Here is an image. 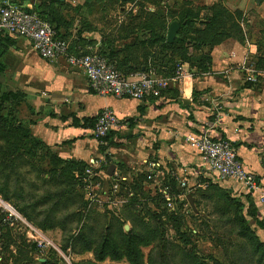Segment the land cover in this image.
Returning <instances> with one entry per match:
<instances>
[{
	"label": "rangeland",
	"instance_id": "374dc122",
	"mask_svg": "<svg viewBox=\"0 0 264 264\" xmlns=\"http://www.w3.org/2000/svg\"><path fill=\"white\" fill-rule=\"evenodd\" d=\"M32 1L29 8L21 5L45 13L73 46L101 52L123 70L139 67L155 45L163 44L158 36L167 37L174 21L177 33L181 27L180 40L160 57L178 53L170 49L188 44L187 37L198 35L194 29L206 28L214 4L226 11L220 31L232 27L229 15L235 11L241 12L239 22L247 16V34L264 28V0ZM185 9L193 12L192 23L186 22ZM20 91L0 85V95L6 96L0 102V195L24 219L6 229L0 246L12 264L41 255L68 264H264V240L253 217L260 219L258 209L247 192L233 193L222 184L232 180L209 172L187 177L179 189L181 182L172 179L158 187L148 169L139 171L138 163L122 166L113 159L116 154L104 153V141L116 142L115 134L98 140L90 159L67 157L61 144L33 134L23 118L29 111ZM25 129L32 139L23 137ZM37 240L50 246L43 253L33 251Z\"/></svg>",
	"mask_w": 264,
	"mask_h": 264
},
{
	"label": "crops",
	"instance_id": "0c3cea01",
	"mask_svg": "<svg viewBox=\"0 0 264 264\" xmlns=\"http://www.w3.org/2000/svg\"><path fill=\"white\" fill-rule=\"evenodd\" d=\"M20 2L28 8L34 4L32 0ZM242 17V42L228 37L198 51L208 54L209 69L190 72L175 90L158 99L97 95L81 69L62 58L44 59L26 40L6 33L0 34V85L21 90V102L28 103L29 111L23 118L32 124L33 134L50 145L61 144L67 157L91 158L100 139L90 137L92 129L79 126L76 120L111 108L122 123L112 133L117 141H104V153L110 158L116 154L113 159L122 166L134 168L138 163L139 171L148 169L158 187L170 179L177 183L202 175L201 159L185 140L188 134L206 129L214 137L229 139L246 169L259 177L260 188L248 194L264 220V51L260 49L264 28L258 35L247 34L243 27L247 16ZM245 22L249 23L248 18ZM86 36L98 38V34ZM184 69L188 70L186 63ZM251 71L256 73V82L246 80ZM69 140L74 143L67 144ZM113 168L110 161L107 172ZM222 182L233 193H246L237 183ZM257 234L264 240V229L257 228ZM11 261L0 254V264Z\"/></svg>",
	"mask_w": 264,
	"mask_h": 264
},
{
	"label": "built area",
	"instance_id": "2783aa9c",
	"mask_svg": "<svg viewBox=\"0 0 264 264\" xmlns=\"http://www.w3.org/2000/svg\"><path fill=\"white\" fill-rule=\"evenodd\" d=\"M0 31L27 39L38 55L44 59L62 58L68 65L81 69L90 90L100 96L136 100L158 99L164 97L163 91L179 85L184 78L191 75L189 68L184 69L185 63L177 65L171 76L159 75L153 69L125 74L115 63L98 52L72 53L69 50V41L56 36L53 26L48 21L32 9L11 0L0 1ZM255 74L253 71L249 72L246 80L256 82ZM121 123L122 120L116 113L111 108L105 107L97 115L92 128L93 135L98 139L104 138L110 131H115ZM185 140L194 147L201 159V174L211 172L220 179L232 180L249 194L255 193L260 188L256 173L246 169L235 145L229 139L214 137L204 129L188 134ZM148 178L152 179L150 174ZM180 185L184 186L185 181H181ZM22 223L24 219L17 208L0 195V246L5 230ZM49 246L50 244L43 240H37L35 243L36 250L41 253ZM45 257L43 255L35 257L33 262L26 264H68L60 260L49 262Z\"/></svg>",
	"mask_w": 264,
	"mask_h": 264
},
{
	"label": "trees",
	"instance_id": "16d2710c",
	"mask_svg": "<svg viewBox=\"0 0 264 264\" xmlns=\"http://www.w3.org/2000/svg\"><path fill=\"white\" fill-rule=\"evenodd\" d=\"M11 1L18 2L16 0H11ZM48 1L51 2L52 0H48ZM53 1H55L56 3L58 2L56 0H53ZM215 6L217 7V5H215V4L213 6L209 7L211 9L215 10V12L213 11V15H212L211 19L207 20L205 29H194L195 30L194 32L198 35H196L194 37H192V36L187 37L186 40H187L188 44L176 46L175 48H178V49H170L173 51L178 50V53L170 52V55L168 54V56L166 55V57H163V58L160 57V54L163 53V50L173 47V45L178 41V39L180 38L179 32L181 31V27L179 29V32L177 33V36L175 37V39L172 43H168L166 37H159L158 36V40L160 42H163V44L158 43L157 45H155L154 48L152 49V52L148 54L145 61L139 67L129 69V70H123L121 67H119L117 65V63H115L116 66L125 74L130 73V72H134V71H148V70L153 69L157 74L163 75V76L173 75L177 65L182 64V63L183 64L186 63L188 65L189 71L192 74H194V72H197V71L198 72L199 71L204 72V71L208 70L209 64H210V58L208 57V54L205 51L204 52L201 51V53H198V51L202 50L203 48H209L215 44H218L219 42H221L222 40H224L228 37H233V38H235L241 42L244 40L243 28L241 27V24H239L241 12L235 11L234 14L229 15V18H233V20L230 19V20H232V23H233L232 27L229 30L227 29V31H220L219 29H220L221 25L224 23V19H222V17L224 14H226V11H224L223 7L216 8ZM32 10L37 12L38 15L41 16L43 19H45L46 21L51 23L49 18L46 17L45 13L38 10L36 7H33ZM185 14H186V17H188V19H186V22L188 24L190 22L192 23V21L194 19H196L195 17H190L193 15V12L191 11V9H185ZM174 20L181 22L177 18H175ZM53 28L55 30L56 36L67 40V37L65 36L64 32L59 31L60 29L56 28L55 26H53ZM1 33H3V32L0 31V34ZM182 40H184V39H182ZM187 49L190 52V54L185 53V50H187ZM260 49L263 50L262 48H260ZM69 50L72 53H77V52L89 53V52H92L90 50L83 51V50L79 49L78 46H73L70 43H69ZM98 53L104 55L101 52H98ZM104 56H106L110 61H112V58L108 57L107 55H104ZM176 87H177V85L166 89L165 91L162 92V95L165 96L166 94H169V92L172 90H175ZM5 98H6L5 94L0 95V102L3 101ZM96 119H97V115L92 116V117H84L81 120H79V121L76 120V121L78 122L79 126H81L83 128H91L92 129L95 125ZM21 126H22V124H19L17 127L21 128ZM113 132L114 131H110L106 137L110 136ZM23 137H25L26 139H32L33 138L29 129H25V131L23 133ZM106 137L101 138L100 140L105 139ZM66 161H68L67 162L68 164H72V161H69V160H66ZM253 217L256 221V224L260 228H264V221L258 219L256 217V215H254ZM5 232H6V230H5ZM5 232H4V236H5ZM33 251H36L35 247H33ZM104 252L105 251H102V254ZM33 261L34 260H33L32 256L29 257V260H26L27 263H30Z\"/></svg>",
	"mask_w": 264,
	"mask_h": 264
},
{
	"label": "water",
	"instance_id": "95a60500",
	"mask_svg": "<svg viewBox=\"0 0 264 264\" xmlns=\"http://www.w3.org/2000/svg\"><path fill=\"white\" fill-rule=\"evenodd\" d=\"M58 2H62L64 0H56ZM177 29H178V23L177 22H172L169 27H168V31H167V42L168 43H172L176 37V33H177Z\"/></svg>",
	"mask_w": 264,
	"mask_h": 264
}]
</instances>
